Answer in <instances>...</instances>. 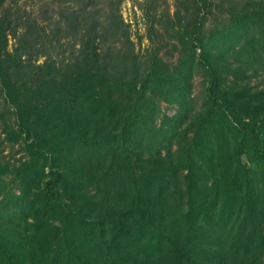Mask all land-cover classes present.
Segmentation results:
<instances>
[{
	"label": "trees",
	"instance_id": "1",
	"mask_svg": "<svg viewBox=\"0 0 264 264\" xmlns=\"http://www.w3.org/2000/svg\"><path fill=\"white\" fill-rule=\"evenodd\" d=\"M199 1L207 11L210 1ZM257 6L251 12L264 20ZM203 22L188 29L172 68L154 60L139 95L122 103L82 84L68 95L23 91L0 48V90L31 156L42 159L21 165L25 184L9 213L27 219L39 197L28 248L20 254L0 225V264H37L36 256L46 264H264V88L227 84ZM195 65L206 73V103L189 122L166 115L160 129L155 97L188 86ZM80 149L96 158L88 170L99 199L90 208L76 184ZM41 175L39 192L32 186Z\"/></svg>",
	"mask_w": 264,
	"mask_h": 264
},
{
	"label": "rangeland",
	"instance_id": "2",
	"mask_svg": "<svg viewBox=\"0 0 264 264\" xmlns=\"http://www.w3.org/2000/svg\"><path fill=\"white\" fill-rule=\"evenodd\" d=\"M209 1L204 11L199 0H0V29L3 26L5 31L0 34V48L10 52L11 74L23 91L55 90L68 95L82 84L85 92L122 103L125 96L139 95L154 60L158 68H172L181 40L201 16L206 46L227 84L248 92L264 88V20L256 21L252 14L264 0ZM206 82L204 68L195 65L188 86L167 97L158 94L155 124L167 128L165 116L175 112L192 121L206 103ZM17 120L15 109L0 90V225L9 229L6 239L12 245L15 242L13 247L24 255L39 197L27 206V219L9 213L25 184L21 165L42 159L31 156L18 133ZM75 155L76 184L84 187L86 193L79 194L90 200V208L99 199L88 170L96 158L82 149ZM44 178L35 180L33 189L42 191ZM77 197L79 204L83 199ZM13 228L16 237L11 234ZM34 261L46 264L39 256Z\"/></svg>",
	"mask_w": 264,
	"mask_h": 264
}]
</instances>
